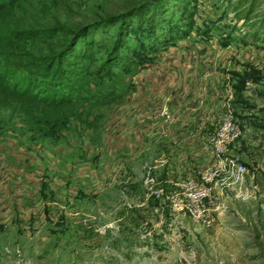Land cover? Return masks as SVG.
<instances>
[{"label": "rangeland", "instance_id": "374dc122", "mask_svg": "<svg viewBox=\"0 0 264 264\" xmlns=\"http://www.w3.org/2000/svg\"><path fill=\"white\" fill-rule=\"evenodd\" d=\"M38 1L23 7L38 28L57 22L74 31L137 10L109 58L113 23L74 42L91 57L65 74L87 77L88 94H75L95 99L61 133L65 142H31L22 116L4 108L0 264H264V0H172L165 13L143 7L148 0H57L41 12ZM139 77L151 79L142 86ZM152 77L218 78L210 139L197 148L205 161L183 160L178 145L141 147V89ZM224 122L239 135L216 147L211 138ZM44 171L46 197L37 193Z\"/></svg>", "mask_w": 264, "mask_h": 264}, {"label": "trees", "instance_id": "16d2710c", "mask_svg": "<svg viewBox=\"0 0 264 264\" xmlns=\"http://www.w3.org/2000/svg\"><path fill=\"white\" fill-rule=\"evenodd\" d=\"M32 1L0 0V124L6 119L3 110L8 108L10 113L14 111L22 116L21 124L31 142H48L51 146H58L66 141L61 133L67 132L73 123L80 124L82 113L89 110L85 105L90 106L91 100L95 99L88 95L76 96L77 93L88 94L87 77L77 79L65 74V67L75 70L76 61H88L91 57L90 54L77 52L74 42L93 25L113 23L110 27L111 39L107 46L104 45V53L109 58L112 51L121 47L119 44L126 36L124 20L137 10V6L106 15L105 19L94 20L71 31L57 22L53 27L33 26V18L30 15L26 18L28 12L23 9ZM171 1L148 0L142 6L165 13L170 6H174ZM37 3L35 9L41 12L42 9L56 8L54 6L58 1L39 0ZM72 59L75 61L72 62ZM81 68L84 69L83 66ZM23 76V83L15 81L11 84L15 77ZM98 100L96 102L99 103ZM86 125L84 123L83 127L86 128ZM89 125L88 129L94 128L91 123Z\"/></svg>", "mask_w": 264, "mask_h": 264}, {"label": "crops", "instance_id": "0c3cea01", "mask_svg": "<svg viewBox=\"0 0 264 264\" xmlns=\"http://www.w3.org/2000/svg\"><path fill=\"white\" fill-rule=\"evenodd\" d=\"M139 78L141 80V85L145 84V80L151 79V77L150 79H147V77ZM152 79L153 85L151 83V85H148L147 89H141L143 102L146 105V107L142 108V126L138 133L141 143L143 144L151 140L152 144L163 147L169 145L170 148H172L173 145H178L182 149L180 155L183 160L196 159L205 161L208 158L207 155L204 151L200 152L197 150V148L200 149V147L204 146L206 148L207 142L210 139V128L211 126L213 127L216 117L214 116L216 111L214 112V110L210 108V104H212V99L215 96L218 98L216 94L218 88V83L216 81L218 78L152 77ZM151 91H154L152 93L154 96L153 101H157V103L154 105L155 107L152 113H147V110L150 108L149 105H147V101L150 100V96L147 95V92L151 93ZM182 92L190 96H184L183 98L184 94L182 95ZM203 100L207 103V109H203L201 106ZM167 102L168 105L166 106ZM213 103L216 104L215 101ZM196 105H198L197 108H195ZM156 114L159 115L154 119L153 123L149 122L151 116ZM144 146L145 143L141 146L144 148L143 150L147 149V145ZM176 150L177 152L179 151V149ZM172 156L176 157L178 154H172ZM172 156L169 159H172ZM34 157L36 158L37 156L34 155ZM39 161L35 160V162H33L36 166H39ZM27 163L31 164V161L28 159ZM44 168L45 167L42 165V169ZM225 177L228 178L229 175L225 174ZM46 180L44 171L37 191V193L41 191L43 197H46V190L50 189L49 182Z\"/></svg>", "mask_w": 264, "mask_h": 264}, {"label": "built area", "instance_id": "2783aa9c", "mask_svg": "<svg viewBox=\"0 0 264 264\" xmlns=\"http://www.w3.org/2000/svg\"><path fill=\"white\" fill-rule=\"evenodd\" d=\"M215 130L216 132L211 138V141L214 145H216V147H221L226 143H230L239 135L238 126L235 124L230 125V123L227 122L219 124ZM236 172L238 175H242L241 168H239Z\"/></svg>", "mask_w": 264, "mask_h": 264}]
</instances>
